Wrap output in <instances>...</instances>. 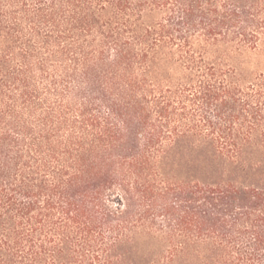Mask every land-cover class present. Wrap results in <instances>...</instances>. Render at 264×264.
<instances>
[{
	"label": "trees",
	"instance_id": "1",
	"mask_svg": "<svg viewBox=\"0 0 264 264\" xmlns=\"http://www.w3.org/2000/svg\"><path fill=\"white\" fill-rule=\"evenodd\" d=\"M263 40L264 0H0V264H264V73L206 60Z\"/></svg>",
	"mask_w": 264,
	"mask_h": 264
},
{
	"label": "rangeland",
	"instance_id": "2",
	"mask_svg": "<svg viewBox=\"0 0 264 264\" xmlns=\"http://www.w3.org/2000/svg\"><path fill=\"white\" fill-rule=\"evenodd\" d=\"M206 60L208 62L225 64L233 68L242 77L252 79L259 73H264V40L257 50L235 51L222 48L219 52H212L207 55ZM157 249L158 245L156 244L141 243L137 249L138 254L134 259L135 263L142 264L144 261H148L151 256H146L148 255L147 253L151 252V255H154ZM143 253L145 256L143 259H140V255Z\"/></svg>",
	"mask_w": 264,
	"mask_h": 264
}]
</instances>
